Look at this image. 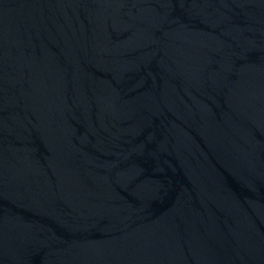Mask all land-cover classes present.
Masks as SVG:
<instances>
[{
	"label": "water",
	"instance_id": "95a60500",
	"mask_svg": "<svg viewBox=\"0 0 264 264\" xmlns=\"http://www.w3.org/2000/svg\"><path fill=\"white\" fill-rule=\"evenodd\" d=\"M0 264H264V0H0Z\"/></svg>",
	"mask_w": 264,
	"mask_h": 264
}]
</instances>
